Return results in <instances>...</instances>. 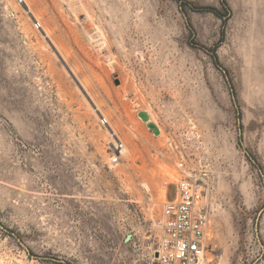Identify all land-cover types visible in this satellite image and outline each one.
Masks as SVG:
<instances>
[{
    "label": "rangeland",
    "instance_id": "rangeland-1",
    "mask_svg": "<svg viewBox=\"0 0 264 264\" xmlns=\"http://www.w3.org/2000/svg\"><path fill=\"white\" fill-rule=\"evenodd\" d=\"M182 156L207 264H264V0H0V264H155Z\"/></svg>",
    "mask_w": 264,
    "mask_h": 264
},
{
    "label": "built area",
    "instance_id": "built-area-1",
    "mask_svg": "<svg viewBox=\"0 0 264 264\" xmlns=\"http://www.w3.org/2000/svg\"><path fill=\"white\" fill-rule=\"evenodd\" d=\"M103 124V120H101ZM123 142L120 141V148ZM112 164L120 163V149H113ZM181 177L172 197L162 207L161 232L158 236V264H199L209 249L211 200L202 173L196 172L186 157L178 159Z\"/></svg>",
    "mask_w": 264,
    "mask_h": 264
},
{
    "label": "bare ground",
    "instance_id": "bare-ground-1",
    "mask_svg": "<svg viewBox=\"0 0 264 264\" xmlns=\"http://www.w3.org/2000/svg\"><path fill=\"white\" fill-rule=\"evenodd\" d=\"M28 8H29V11H31L32 12V9H31V7H30V5L27 3V4H25ZM40 23V22H39ZM45 33H46V35H47V37H50V35H49V33H48V31L45 29ZM51 39V38H50ZM52 42V41H51ZM56 47L59 49V47L56 45ZM60 50V49H59ZM58 50V51H59ZM61 51V50H60ZM84 85V84H83ZM85 86V85H84ZM94 104H95V106H96V108H95V106L94 105H92L91 104V107H92V109L96 112V114L99 116V114L100 113H102L103 115H104V117H105V120H103V122H109V120H108V118L106 117V114L103 112V111H101V108H100V106L96 103V102H94ZM98 111H99V113H98ZM100 117V116H99ZM100 120H102L101 118H100ZM106 125V124H105ZM106 129H107V131H108V133H109V135H110V142H111V144L113 145V149H120V151H119V153H120V155L121 156H124V157H132L133 156V154H134V150H133V148H132V139H131V137L130 136H126V137H123V135H120L119 134V132L117 131V129L115 128V126H114V123H112L111 121L109 122V128H108V126L106 125ZM111 129V130H110ZM120 141H122L123 142V146L120 148ZM167 170L168 171H166L167 172V175L170 177V178H176L177 177V174H176V172H174L173 170H171V169H169V168H167ZM207 181V180H206ZM207 183H209L208 181H207ZM163 191V190H162ZM148 193H150V192H148ZM152 196V195H151ZM152 198V197H151ZM150 198V199H151ZM155 225L157 226V227H160V223H155ZM154 260H155V256H154ZM207 258H206V256L205 257H203L202 259H201V261L199 262V264H207Z\"/></svg>",
    "mask_w": 264,
    "mask_h": 264
},
{
    "label": "water",
    "instance_id": "water-1",
    "mask_svg": "<svg viewBox=\"0 0 264 264\" xmlns=\"http://www.w3.org/2000/svg\"><path fill=\"white\" fill-rule=\"evenodd\" d=\"M32 18L35 19V17L33 15H32ZM41 31L43 32L42 29H41ZM138 115L143 119V121H145L147 123L148 127H150L155 132V134H160L159 127L157 126V124L155 122L151 121V116H150L148 111L141 110V111H139ZM130 237H131V235H128L127 240H129ZM155 256L156 257L158 256L157 252L155 253ZM155 264H158V263L156 262Z\"/></svg>",
    "mask_w": 264,
    "mask_h": 264
},
{
    "label": "trees",
    "instance_id": "trees-1",
    "mask_svg": "<svg viewBox=\"0 0 264 264\" xmlns=\"http://www.w3.org/2000/svg\"><path fill=\"white\" fill-rule=\"evenodd\" d=\"M204 9L206 10H209V11H213L215 12L216 14H218V10H217V7L216 6H203Z\"/></svg>",
    "mask_w": 264,
    "mask_h": 264
}]
</instances>
